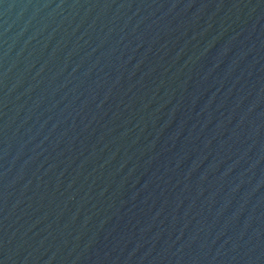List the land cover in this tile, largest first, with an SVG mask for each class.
<instances>
[{"label":"water","instance_id":"95a60500","mask_svg":"<svg viewBox=\"0 0 264 264\" xmlns=\"http://www.w3.org/2000/svg\"><path fill=\"white\" fill-rule=\"evenodd\" d=\"M0 264H264V0H0Z\"/></svg>","mask_w":264,"mask_h":264}]
</instances>
